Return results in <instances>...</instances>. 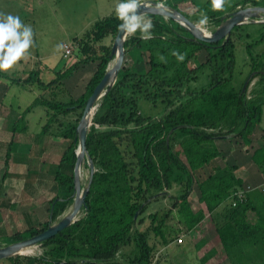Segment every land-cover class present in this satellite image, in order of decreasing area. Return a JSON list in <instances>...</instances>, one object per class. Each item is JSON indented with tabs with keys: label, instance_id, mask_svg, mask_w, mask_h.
I'll return each instance as SVG.
<instances>
[{
	"label": "trees",
	"instance_id": "1",
	"mask_svg": "<svg viewBox=\"0 0 264 264\" xmlns=\"http://www.w3.org/2000/svg\"><path fill=\"white\" fill-rule=\"evenodd\" d=\"M185 3L195 5L196 12L189 15L181 10L179 6ZM249 3L254 7L264 6V0H242L238 5L243 7ZM167 7L190 21H199L201 15L206 14L208 22L216 26L222 24L227 12L225 8L216 11L211 0H206L201 7L194 0H167ZM150 19L154 24L152 39L142 40L138 32L124 41L125 54L136 63L142 59L143 52L148 53V69L122 68L113 86L99 100L98 110L88 129L86 150L95 172L85 198L83 216L42 242L44 251L41 256L25 257L26 262L23 263L18 262L19 257L7 258L11 264H153L156 248L175 242L176 232L164 230L171 210L175 211L179 228L191 232L203 223L207 214L211 215L226 202L229 207L215 235V242L221 244L224 257L229 264H249L243 262L247 254L243 252L252 248L261 252L253 253L254 257L264 256L262 189L245 190L243 198L238 199L236 193L243 191V186L242 179L232 172L235 168L228 171L217 167L215 173L206 179H195L197 171L221 158V153L214 146L215 140L239 138L244 144H249L259 128L264 107V49L254 56L251 49L264 42V24L259 25L257 39L245 46L252 78L243 90L244 82L237 85L234 80V36L235 32L245 30V24L234 27L226 40L206 44L193 39L187 29L172 19L166 20L160 15H151ZM119 23L114 12L95 22L77 40L73 39L75 56L79 59L70 66L65 62L58 65L52 70L54 79L51 81L44 82L39 70L30 71L24 80H14L0 72V107L11 85H35L42 92L22 112L11 110L6 117L11 134L5 152L6 165L16 147V136L27 130L25 117L35 107L40 106L47 112L48 120L43 132H48L55 123L62 126L59 116L80 112L76 122L63 129L62 136L70 143L56 167L55 178L62 193L51 202L49 214L52 222L63 215L73 202V167L78 145L76 128L87 99L113 58L111 48L101 45V42L108 36H116ZM172 51L184 54V61H178L170 54ZM200 52H205L207 58L191 69L189 62L195 61ZM160 56H164L166 61L161 62ZM95 62L96 71L84 93L77 99L67 96L63 81L81 64ZM204 71L209 73L208 86L187 92L186 85ZM253 80L254 84L249 89ZM140 100L152 105L161 103L163 115L151 118L140 114ZM95 125L105 129L97 130ZM250 159L262 169L264 146L254 150ZM185 179V191L180 197H169L165 193L164 190L170 189L173 183ZM193 194L200 205L198 208L190 202ZM162 196L172 200V209L162 217L148 215L157 240L152 243L149 232L140 231L138 225L143 223L141 216L147 206ZM249 211L256 215L253 223L247 220ZM49 226L50 222L44 223L41 231ZM41 231L29 228L27 232L33 236ZM19 241L22 237L16 234L8 244ZM210 244L204 240L195 243L197 252L202 255L199 264H207L217 256V250Z\"/></svg>",
	"mask_w": 264,
	"mask_h": 264
},
{
	"label": "rangeland",
	"instance_id": "2",
	"mask_svg": "<svg viewBox=\"0 0 264 264\" xmlns=\"http://www.w3.org/2000/svg\"><path fill=\"white\" fill-rule=\"evenodd\" d=\"M233 1L235 3H241L242 0H227V3L225 5V9L228 10L232 7ZM118 2V0H0V14H12L14 16H19L21 20L32 27L33 30V46L30 49V56L27 60L19 62V65L17 67H14L12 70L8 72H2L5 75L9 76L10 78L16 80H24L27 78L30 71L39 70L40 71V78L44 82H48L50 79V75L48 74V71L51 69H56V67L59 65V63L65 62L66 65L70 66L73 64L78 57L75 56V44L72 42L73 39L77 40L81 36H83L88 30L91 29L93 24L99 20H102L104 18H107L114 14L115 12V5ZM206 0H194V3L201 7ZM181 10L186 11L189 15H192L196 12L195 5H192L190 3L181 4L180 6ZM254 7L251 3L246 4L245 6H236L234 10H232L230 13L243 9V8H250ZM168 10L174 11L173 9L168 7ZM154 15V14H151ZM228 18V15L225 16L223 20ZM166 20L168 18H165ZM253 20H248L245 22V25H257L260 24L254 23ZM196 25L198 21H192ZM223 23V21H222ZM218 26L214 24H210L208 22L207 28L208 30L213 33L215 29H217ZM253 26H248V30H251ZM254 28V27H253ZM254 37H250V43L251 40ZM115 37L108 36L106 37L102 42L101 45L105 47L112 48L114 43ZM64 45H71L72 52L69 56L64 57ZM98 47V46H97ZM264 49V44L259 46L256 51ZM254 48L251 50V54L254 56L256 53ZM205 55V52H202ZM202 54V55H203ZM235 54V69H234V80L240 85V83H243L247 77L249 76V70L250 67L247 64L248 57L245 49L244 43H237L235 45L234 49ZM207 58V55H205V58L200 56V60L203 61ZM195 63H190V68L195 67ZM60 66V65H59ZM94 68V65H88L84 69H82V73L79 72V76L77 78L81 77L83 74L86 76H89L91 73V70ZM122 68L126 69H132L137 71L139 68L133 65L131 58L125 54L124 57V63ZM82 74V75H80ZM207 75V72L204 73ZM83 75V76H84ZM205 75V76H206ZM84 81V80H83ZM241 81V82H239ZM253 80L251 84H254ZM4 85H6L5 81H2ZM84 83V82H83ZM83 83L81 84V88H83ZM72 84V83H70ZM74 84V83H73ZM77 84L76 86H78ZM252 85H250L249 89H251ZM113 86V85H112ZM74 89V87H73ZM73 91V90H72ZM41 91L35 86H24V85H11L8 89V91L5 94V98L3 99L2 107H0V112H2V129L0 130V141L2 143V148L0 150V156H4L6 152V146L9 141V133H7V128L9 127V120L6 122V117L8 116L9 107L12 106L13 109H18L17 112H22L27 106H29L35 99L39 98L41 95ZM48 97V95L46 94ZM101 101V99H100ZM100 101L98 102V107L100 104ZM98 107L95 111V113L98 110ZM142 111L146 110L144 102H141L140 105ZM79 111L76 113H71L65 117L60 118V121L64 124H74L76 120L79 117ZM94 113V114H95ZM44 109L40 106L35 107L30 113L27 114V119L29 121V128L31 134H28V139L35 138V133L37 131L36 127L38 125V121L40 118H44ZM94 116V115H93ZM81 118V117H80ZM80 121V119H79ZM61 123V124H63ZM58 126H55L52 130V136L58 137L59 139H63L62 133L64 130H62V126H60L58 123H55ZM92 124V121H91ZM95 128L97 130H104V127H101L99 125H95ZM262 128H264V110L262 114V120L259 124V130L257 131V137L261 136V138H257L256 145H261L264 142V139L262 138V131H260ZM226 131V129L224 130ZM29 132V133H30ZM23 139V136L20 137V139ZM26 139V137H25ZM65 139V138H64ZM253 142L252 144H244L241 139L234 138L233 143H235L237 146H235L234 150H231L230 148L229 152H226V150L221 149V158L215 159L211 161L207 166H204L201 170L197 171L195 174V179L197 181H202L206 179L209 175H212L215 173V170L218 168L227 169L228 171L231 170V168H235L233 174L239 178L242 179V186H254V183H258V181H264V166L262 169H257L256 173L253 175L249 174V167H251L252 170H255L253 165H251V162H248L247 165L239 166L236 163H239L240 157L242 156L245 158L246 155H249V153H252L254 151V136H253ZM27 141V139H26ZM70 143V140H69ZM231 143V142H230ZM234 144V145H235ZM264 144V143H263ZM233 145V147H234ZM23 150L25 148H28L27 146H21ZM223 157H227V161H222L224 159ZM248 157V156H247ZM233 158V159H232ZM236 159V160H235ZM221 160V161H220ZM235 160V161H232ZM242 165V164H241ZM83 168V176L82 179H80V184H84L85 187L88 183V177H89V169L86 165L82 166ZM238 168V169H237ZM241 168V170H240ZM227 170H225L227 172ZM262 177V178H261ZM258 178V179H257ZM186 186V179L182 181H176L172 184L170 189L164 190L165 193L169 197H180L184 191ZM196 190V185L193 187ZM197 192V191H196ZM195 192V193H196ZM264 194V193H263ZM193 199V200H192ZM191 203L198 208L200 205L197 203V197L193 194L190 199ZM229 207V203H222L211 215H208L203 220V223L195 230H192L191 232H186L179 228V225L177 224V216L175 215V211L172 209V200L168 197H158L156 200L152 201L146 208V211L141 216L143 223L138 225V228L140 231H148L149 232V238L150 241L156 242L155 236L152 232V225L150 224V220L148 219V215H154L157 214L159 217L164 216L168 211L171 210V216L170 219L167 220L166 228L164 229L165 232L172 231L173 234H177L175 242L169 243L166 246H158L155 250V256H154V262L153 264H199V258L201 253L197 252L195 248V243H197L200 240H204L209 242V244L217 250V256H215L210 262L207 264H229L228 259L224 257V252L220 248V243L215 242V235H216V228L221 226L223 223L224 215L226 213V210ZM82 212L78 215V220L81 219ZM62 215L57 217L55 221H51L50 217L48 222H50V225L56 223ZM247 220L250 223H253V221H256V215L254 212L249 211L247 214ZM42 227H38L37 229L41 231ZM179 229V230H178ZM181 229V230H180ZM16 226L12 225L9 228V232L3 234L4 236H14L16 234H20L22 237V241L30 238L32 235L28 233L27 231H22L17 233ZM8 237H4L2 240H0V248L5 247L6 245H9L10 239ZM181 239L182 242L178 243L177 240ZM20 242V241H19ZM43 247L41 244L35 245L33 247V250L31 253H20L21 250L18 252L20 255H15L13 257H19L18 262H26L24 261L26 258H36L38 256H41L43 253ZM126 251V250H124ZM123 251V252H124ZM122 252V253H123ZM243 253L245 256L243 257V262L251 263V264H261L264 260V256L261 257H254L255 253H261L257 248H252L249 251L246 250ZM254 253V254H253ZM213 262V263H212ZM0 264H11L8 259H2L0 260Z\"/></svg>",
	"mask_w": 264,
	"mask_h": 264
},
{
	"label": "crops",
	"instance_id": "3",
	"mask_svg": "<svg viewBox=\"0 0 264 264\" xmlns=\"http://www.w3.org/2000/svg\"><path fill=\"white\" fill-rule=\"evenodd\" d=\"M238 4L239 3H235L233 1L232 7ZM232 7L226 10L227 11L226 15L230 14V12L232 11ZM257 7H264V6H257ZM243 25L244 24L240 26ZM248 26H253L254 28L252 27L251 30H248ZM259 32H260L259 26L245 25V30L243 32L242 31L235 32V36H234L235 45L237 42V43H244V45L246 46L247 43H250L249 41L250 37H254L251 40L252 43L254 39H257ZM262 44H264V42H262L259 46H261ZM259 46L253 47L254 50L256 51V49ZM260 52L261 50H258L256 51L255 54H259ZM202 54L203 53L200 52L197 55L195 61H190L189 67L191 62L196 64L195 67L198 64L204 63L205 61L204 59L203 61L199 59L200 56L205 58L206 54L205 55ZM147 61H148V53L143 52L142 59L139 61V63H136L134 60H132V63L133 65L135 64L137 68H139L137 71H142V70L146 71L148 69L146 65ZM247 64H249V57ZM88 65H94V68L90 72L91 74L89 76H86L84 74L83 76L82 74H80L82 76L80 78L79 77L77 78V76H79V72L82 73L83 72L82 69H84ZM96 68H97L96 62L89 64H81L78 67V69L68 79L64 80L63 87L66 91L67 96H69L72 99H77L78 97H80L84 93L85 87L89 82V80L91 79V77L93 76V74L95 73ZM52 70L50 69L48 71V74L50 75L49 81L54 79V74ZM206 72L207 75L204 74ZM209 78L210 77L208 71H204L203 73H198L195 79L190 81L186 85L185 90L187 92L188 91L194 92L202 88H205L208 86L210 82ZM80 83L84 84L83 88L80 87L81 86ZM77 84L79 85L76 86ZM141 102L142 100L138 102L140 114L151 118H159L163 115L164 107L163 105H161V103H156V105H152L146 101H143L146 110L142 111L140 107ZM9 110L10 111H8V113L11 112V110L18 111V109H13L12 106L9 107ZM44 113H45L44 118L43 119L40 118L38 121V125L36 126L38 128L35 133V138L28 139L29 137L28 134H31V132L29 128L30 124L26 115L25 122H26L27 130L25 133L16 136V147L10 153L7 165L5 164V155L0 156V240H2L4 237H8V236H4L3 234L9 232V228L12 225L16 226V230H18L16 232L19 233L22 231L23 232L28 231L29 228L41 227L44 223L48 222L50 217L49 208L51 202L54 198L59 197L60 194L62 193L56 181L55 173H56V167L60 162L63 151L69 145V139H64V138L59 139L58 137L52 136V130L54 129L55 126H58L57 124L51 126L48 132H43V126L46 124L48 120L47 112L45 111V109H44ZM1 114L2 112H0V130L2 129V124H3V119ZM62 117L66 118V116H59L58 119L60 123H63L60 121V118ZM67 125L69 124L63 123L61 127L62 130ZM8 128H7L8 130L7 133H9L10 135L9 136V141H10L11 134ZM263 130L264 128H262L260 131ZM257 131L254 134V150L261 147V145L259 146L256 145L257 138H261V136L257 137L256 135ZM21 136H23V139L22 138L20 139ZM252 138L250 142L251 144L253 142ZM233 139L234 138L215 140L214 146L219 152H221V149H224L226 150V152H229L230 148H232L231 150H234L235 146H237L235 143L232 144ZM263 143L262 146H264ZM20 145L21 146L25 145L28 148H25L23 150L22 148H20ZM1 148H2V143L0 141V150ZM252 153L246 155L245 158L243 157V153H242V156L240 157L239 161H237L239 163L235 162V165L237 164L239 168V166H244L247 165L248 162H251L252 163L251 165H253L255 170H252L251 167H249L248 171L249 174L254 176V174L257 172L256 170L259 168L250 159ZM223 158L224 159H222V161L228 160L227 157H223ZM217 159L219 160V158ZM245 186L246 185H243L244 190L247 189L259 190L262 189V187H264V181L262 182L258 181V183H254V186L251 187L250 186L245 187ZM12 236L8 237V239H10Z\"/></svg>",
	"mask_w": 264,
	"mask_h": 264
},
{
	"label": "water",
	"instance_id": "4",
	"mask_svg": "<svg viewBox=\"0 0 264 264\" xmlns=\"http://www.w3.org/2000/svg\"><path fill=\"white\" fill-rule=\"evenodd\" d=\"M154 15H160V14L154 13ZM160 16L164 18L172 19L181 26H183L191 33L193 39L204 42L206 44H215L220 41L226 40V38L230 35L234 27L244 24L249 19L253 20L259 18L260 16H264V7L243 8L230 13L228 15V18H226L223 21V23L220 26H218L217 29H215L211 37L204 36L201 32L198 31L196 27L197 25L194 22L188 20L185 16H183L181 13L177 11L169 10L166 15H160ZM124 41L125 38L122 37V33L118 29V32L114 39L113 46L111 48V58L113 57L112 60L116 59V65L111 71L112 74L114 75V81L111 85H109L110 73L108 70L109 67H107L104 76L102 77L100 82L96 85V87L93 89L92 94L87 99L80 121L78 122L76 128L78 145L75 150L76 160L73 168L74 193L72 195L73 202L70 206L71 207L70 214L67 217L65 215L64 216L62 215L61 218L56 223L50 225L45 230L37 233L36 235L31 236L26 240L9 244L6 245L5 247H1L0 260L15 256V253H17V251L21 248L34 247L35 245L41 244L42 242L54 237L57 233L61 232L62 230H64L65 228L76 222L78 220V215L80 214L82 209L85 210V198L88 194L89 185L92 180V176L95 172L93 162L90 159L88 152L86 150V136L94 115V113L93 115L91 114V110L98 101L99 97L104 96L105 93L112 87L119 71L122 69L124 63V57H125ZM251 78L252 75H249L247 79L244 81L243 90L246 88ZM84 157H86L87 166L89 169V177L85 189H82L78 176V170L80 166V161ZM137 215L138 212L135 214V219Z\"/></svg>",
	"mask_w": 264,
	"mask_h": 264
},
{
	"label": "clouds",
	"instance_id": "5",
	"mask_svg": "<svg viewBox=\"0 0 264 264\" xmlns=\"http://www.w3.org/2000/svg\"><path fill=\"white\" fill-rule=\"evenodd\" d=\"M211 3L216 11H223L227 0H211ZM168 11L167 0H118L115 5V16L120 21L118 29L125 39L138 32L140 39H152L154 24L150 19L151 14L166 15ZM207 24L208 16L202 14L196 27L204 36L211 37ZM33 43L30 25L25 24L19 16L0 14V72H8L17 67L19 62L27 60ZM170 54L180 62L185 59V55L179 51ZM159 59L161 62L166 61L164 56Z\"/></svg>",
	"mask_w": 264,
	"mask_h": 264
},
{
	"label": "bare ground",
	"instance_id": "6",
	"mask_svg": "<svg viewBox=\"0 0 264 264\" xmlns=\"http://www.w3.org/2000/svg\"><path fill=\"white\" fill-rule=\"evenodd\" d=\"M115 65H116V59H113V60H111L110 61V63H109V68H108V70H109V73H110V82H109V85H111L112 83H113V81H114V75L112 74V70H113V68L115 67ZM102 94V93H101ZM103 96H101V97H99V99H98V101L96 102V104L94 105V107L92 108V110H91V114L93 115V113H95V111H96V108L98 107L97 105H98V102H99V100L102 98ZM87 163V161H86V157H84L81 161H80V166H79V170H78V176H79V180L80 179H82V174H83V168H82V166H84L85 164ZM81 188L82 189H85V185L82 183L81 184ZM70 212H71V207L70 208H68V210L67 211H65L64 213H63V216L65 215L66 217L70 214ZM21 250V252L20 253H31L32 252V250H33V247H29V248H21V249H19L18 251H17V253H15V255H20V254H18V252Z\"/></svg>",
	"mask_w": 264,
	"mask_h": 264
},
{
	"label": "built area",
	"instance_id": "7",
	"mask_svg": "<svg viewBox=\"0 0 264 264\" xmlns=\"http://www.w3.org/2000/svg\"><path fill=\"white\" fill-rule=\"evenodd\" d=\"M254 20H255L254 23H257V24H264V16H260L259 18H256V19H254ZM247 21H248V20H247ZM247 21H246V22H247ZM63 49H64V57L69 56V55L71 54V52H72V47H71V45H64V46H63ZM247 190H250V189H247ZM244 192H245V190L243 189V191L236 193V197H237L238 199L241 200V199L243 198ZM262 192H264V188H263V187H262ZM177 242H178V243H181L182 240L179 238V239L177 240Z\"/></svg>",
	"mask_w": 264,
	"mask_h": 264
}]
</instances>
